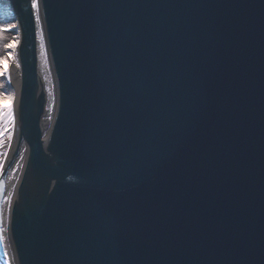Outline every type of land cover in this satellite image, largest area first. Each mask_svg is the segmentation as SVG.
I'll list each match as a JSON object with an SVG mask.
<instances>
[{
    "label": "water",
    "instance_id": "95a60500",
    "mask_svg": "<svg viewBox=\"0 0 264 264\" xmlns=\"http://www.w3.org/2000/svg\"><path fill=\"white\" fill-rule=\"evenodd\" d=\"M3 1L20 86L0 255L25 144L16 264H264V0Z\"/></svg>",
    "mask_w": 264,
    "mask_h": 264
},
{
    "label": "bare ground",
    "instance_id": "6f19581e",
    "mask_svg": "<svg viewBox=\"0 0 264 264\" xmlns=\"http://www.w3.org/2000/svg\"><path fill=\"white\" fill-rule=\"evenodd\" d=\"M35 10L38 13V9L35 8ZM15 33H16V38H15V44H14V51L16 53L17 46L19 44V27L17 24L15 27ZM39 60H40L39 74H40V78L43 83V87L45 89V93L47 95V109H46L45 116L42 122L43 126L45 127L47 124V120H48V116L50 112V97H49V91H48L46 73H45L46 61L42 57H39ZM9 70L11 73V81H8L5 78V76L0 75V105L12 104L14 106L17 103L19 86H20V69H19L18 61L16 59L12 60ZM8 97H11L12 99H8ZM11 144L12 142H11V139L9 138H5L0 143V164H2L4 160L6 159L10 151ZM26 155H27V148H26V145L23 144V146L21 147L19 151V154L15 158L9 170L7 180H6L7 192H6V197L3 203V210H2V216H3L2 234H3L4 254L0 255V259L6 262L7 264H16L14 251H13L9 233H8L7 220H8V215H9L10 200L12 198V195L14 193V190L17 184V176H18L20 168L22 167V165L24 164L26 160Z\"/></svg>",
    "mask_w": 264,
    "mask_h": 264
},
{
    "label": "rangeland",
    "instance_id": "374dc122",
    "mask_svg": "<svg viewBox=\"0 0 264 264\" xmlns=\"http://www.w3.org/2000/svg\"><path fill=\"white\" fill-rule=\"evenodd\" d=\"M12 10L8 3H4L0 0V75L5 76L8 81H11L10 66L13 59L17 60L16 53L14 51L15 44V27L16 21L12 19ZM14 108L12 104L0 105V143L5 139H12L14 123H10L7 118L4 117L3 113L7 107ZM0 164V168H1ZM0 264H7L0 259Z\"/></svg>",
    "mask_w": 264,
    "mask_h": 264
},
{
    "label": "snow or ice",
    "instance_id": "6c2138e0",
    "mask_svg": "<svg viewBox=\"0 0 264 264\" xmlns=\"http://www.w3.org/2000/svg\"><path fill=\"white\" fill-rule=\"evenodd\" d=\"M33 7L37 8L39 7L36 0H34ZM37 19H39V16H37ZM8 99H12L11 97H8ZM4 117L8 119L10 123H14V115H13V109L8 106L6 111L3 113Z\"/></svg>",
    "mask_w": 264,
    "mask_h": 264
}]
</instances>
